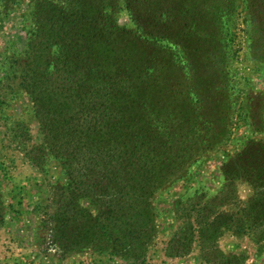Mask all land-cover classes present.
Here are the masks:
<instances>
[{
	"label": "trees",
	"instance_id": "16d2710c",
	"mask_svg": "<svg viewBox=\"0 0 264 264\" xmlns=\"http://www.w3.org/2000/svg\"><path fill=\"white\" fill-rule=\"evenodd\" d=\"M166 2L124 0L135 31L116 26L105 11L114 0L35 4L21 87L44 141L26 154L41 169L45 152L53 154L67 176L53 186L44 220L62 255L90 248L145 263L156 236L155 193L230 139L237 84L229 79L228 40L237 0ZM7 6L0 0V20ZM245 9L254 57L264 58V0H248ZM239 108L264 133L263 111L246 102ZM21 125L14 119L3 127L10 135ZM223 174L225 187L203 205L197 197L185 199L191 203L165 255H185L196 244L207 263L220 262L210 263L209 248L228 229L221 227L227 213H213L212 206L220 197H235L237 180L253 188L246 214L264 223V138L248 139ZM81 198L89 205L83 207ZM3 214L0 196V226ZM247 232L263 237L264 225ZM235 259L222 264H239Z\"/></svg>",
	"mask_w": 264,
	"mask_h": 264
},
{
	"label": "rangeland",
	"instance_id": "374dc122",
	"mask_svg": "<svg viewBox=\"0 0 264 264\" xmlns=\"http://www.w3.org/2000/svg\"><path fill=\"white\" fill-rule=\"evenodd\" d=\"M163 1H167V6L179 0ZM202 1L210 3L211 0ZM36 2L8 0L0 20V196L4 208V221L0 226V264H131L117 255L96 252L90 248L62 255L59 248L52 245L50 229L44 220L46 213L51 212L53 186L65 184L67 176L61 162L49 152H45L43 169L28 159L26 152L31 150L33 153L32 148L43 144L44 136L33 115L30 96L21 87L27 41L36 28ZM247 2L237 0L229 30V79L237 84L231 97L236 102V110L230 139L216 149L204 152L183 177L172 180L155 193L152 201L157 210L156 236L148 248L145 263L136 264H209L196 244L185 255H165L167 241L182 224L184 211L191 203L183 202L186 198L197 197V202L203 205L220 193L228 181L223 174L224 164L248 139L264 138V133L255 129L252 120L244 118L239 108L246 102L258 113L263 111L264 119V58L254 57L253 47L245 31ZM124 5V0H114V8L105 11H108L116 26L135 31L137 26ZM144 14L152 13L149 10ZM161 44L171 43L162 41ZM236 94L239 95L236 97ZM14 119L21 120L22 125L16 134L11 132L9 135L5 133L3 125ZM13 134L15 140L11 142ZM235 188V197L231 193L229 198L220 197L213 203V213H227L221 227L228 226V229H224L211 243L210 263L214 259L220 260L214 261L216 264H222L237 258L235 261L239 264H264V236L250 237L247 232V229H259L264 225L260 220L253 222L244 208L253 194L252 185L237 180ZM79 202L83 207L89 205L86 198H81ZM237 223L241 225L240 230L236 229Z\"/></svg>",
	"mask_w": 264,
	"mask_h": 264
}]
</instances>
